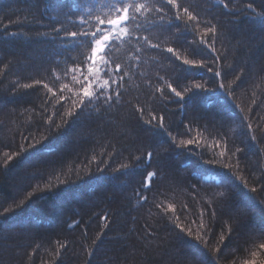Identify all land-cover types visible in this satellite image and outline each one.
<instances>
[{
  "label": "trees",
  "instance_id": "16d2710c",
  "mask_svg": "<svg viewBox=\"0 0 264 264\" xmlns=\"http://www.w3.org/2000/svg\"><path fill=\"white\" fill-rule=\"evenodd\" d=\"M74 2L67 0V4ZM178 2L199 14L201 21L215 16L213 23L223 22L215 44L220 59L213 62V54L205 53L207 66L221 76L183 64L184 59L203 58L187 48L191 34L181 37L186 42L180 46L173 35L176 28L170 32L153 29L146 34L154 39L159 36L162 48L176 51L153 50L143 55L141 65L123 86L119 105L105 111L94 102L71 131L42 141L48 147L34 154L32 149L20 152L32 143L24 137L31 134L39 140L49 116L60 122L54 115L59 108L52 106L54 101L41 119L45 100L52 97L43 85L47 83L57 96L64 84L78 91L71 82V69L84 59L86 50L64 51L52 39L50 17L63 22L55 27L70 28L63 12L53 11V6L64 5L65 0H0V264H201L205 258L209 264L264 262V250L258 248L264 242V204L260 203L264 192L258 182L264 177V0H225L228 9L219 0ZM45 4L50 5L47 12ZM248 4L252 9H247ZM155 18L152 13L149 21ZM189 28L199 36L204 32L203 24L189 22ZM118 55L120 63L130 59L123 49ZM76 74L79 78V68ZM233 80L232 97L217 91L221 82ZM167 83L177 91L194 83L212 91L192 90L196 94L186 92L181 101ZM157 88L163 89L167 101L156 99ZM134 106L145 108V119L148 110L163 115L177 143L193 139L201 147L194 143L188 146L190 152L175 148L169 136H157L138 122ZM67 107L70 104L60 112ZM215 140H220V146ZM224 141L235 155L230 153L220 164H207L213 151L226 150ZM148 151L153 152L148 170H157L159 176L152 191L144 193L143 168L132 167L125 176L121 165ZM5 153L13 157L7 164ZM98 165L103 172H97ZM205 176L215 180L204 181ZM225 176L233 183L220 186ZM245 181L248 188L243 186ZM37 187L41 190L21 208L14 207ZM253 187L256 192L251 191ZM225 190L230 193V205L216 206L214 221L207 215L201 219L206 202ZM138 192L148 196L147 203L138 201ZM154 197L155 202L173 204L178 215L183 211L181 222L195 221L190 225L193 236L179 233L160 219ZM9 207L13 210L4 213ZM106 214L107 221L102 219ZM74 221L80 223L70 227ZM201 223L211 226L205 237L207 247L195 239L196 231L204 235ZM229 225L233 229L230 239Z\"/></svg>",
  "mask_w": 264,
  "mask_h": 264
},
{
  "label": "snow or ice",
  "instance_id": "6c2138e0",
  "mask_svg": "<svg viewBox=\"0 0 264 264\" xmlns=\"http://www.w3.org/2000/svg\"><path fill=\"white\" fill-rule=\"evenodd\" d=\"M219 3L223 8H229V3H226L225 0H219ZM49 6V4H45V12H47ZM65 6L67 7L66 12H64ZM252 7V4L247 5V9H252ZM53 11L57 12V15L63 12L65 21L70 28L55 27L56 24H61L63 22L55 17H50L52 21V39L56 40L64 51L86 50L84 59L79 65L71 69V82L74 87L78 88V91L73 92V88H69L68 84H64L60 89L61 95L57 96L47 83L43 85L49 93H52V97L50 100H45V107L42 109L41 119L44 118L43 112L47 111V105L51 101H54L55 103L52 104L53 107L59 105L54 115L59 117L60 122L57 123L55 119L49 116L45 124L46 131L44 134H40L39 140H37L35 136H31V134L24 137L25 139H31L32 143L28 145V148L22 146L20 149L21 153L28 149H32L35 154V152L46 149L48 145L42 143V141L47 140L49 137L66 135L71 131L72 126L85 115V110L94 102L97 109L103 106L105 111L119 105L124 96L125 90L123 86L132 74L133 69L141 65V58L143 55L153 50L159 53L165 51L167 53H174L176 51L173 47H167L166 49L162 48L159 36L154 39L151 35L146 34L151 33L153 29L159 28L163 32H170L172 28H176L177 32L173 35L176 37L175 42L180 46H183L186 42V37L181 39L185 33H189L193 36V39L187 42V48L191 50L192 55H199L203 58L199 61L184 59V65L195 68H207L208 72H213V68L207 66L205 63V61L209 59L205 53L210 52L213 54V62L220 59L215 44L220 29L224 26L223 22L216 21V23H213L212 21L216 19L215 16H212L211 19L201 21L199 14L194 15L189 7H185L183 3L178 2V0H75L72 4H67V0H65L64 5L53 6ZM152 13L156 14V18L149 21V17ZM77 15L79 16L78 19H72L73 16ZM146 21L149 22L146 23ZM189 22H195L196 26L203 24L204 32L202 36L190 30ZM9 35L15 37L18 33H10ZM121 49H123L125 54L130 56L126 64L118 62L120 59L118 52ZM176 58L179 59L180 57L177 56ZM77 68H79V78L76 74ZM68 74L66 70L64 73L65 78L68 77ZM213 75L214 77H220L221 72L215 71ZM158 79L162 80L163 78L158 77ZM236 79H239V77ZM234 83L235 80L227 84L221 82L217 91H223L226 96L232 97L234 95V90L231 85ZM36 84H40V81L37 80ZM24 87L27 88L30 87V85H24ZM167 88L171 93H174L175 97L180 98L181 101L185 99L184 93L186 92H191L195 95L196 93L192 90L212 91L205 90V86L201 83H194L189 87H185L183 91H177V88L173 87L171 83H167ZM156 91L159 92V96L156 97L157 100L163 102L169 99L162 88H157ZM65 92L69 93V95L65 96ZM190 98L191 96L189 99ZM69 104L70 107H67V110L61 113L60 109L66 108ZM134 107L135 112L139 114L138 122L148 130L154 131L157 136H169L171 138V145H174L175 148L190 152L191 149H189L188 146L194 143L197 148L201 147V145L193 139H180L177 143V137L173 136L169 131V127L165 125L163 115H159L158 117L154 110H148V118L145 119V108L139 106ZM88 114L90 115L91 113ZM243 119L247 118L244 117ZM248 127L251 128V125H248ZM252 139L255 140L256 137L253 136ZM37 145L40 147L37 148ZM215 145L220 146V140H215ZM223 146L226 150L220 151L219 153L213 151L211 158L206 161L207 164H220L230 153L231 155H235V153H232L231 150L227 148V141H224ZM239 151L240 149H236V152ZM19 154L20 153H17L16 155ZM200 155L203 156L204 153H200ZM5 156V164L13 159V157L7 153H5ZM152 159L153 152L148 151L146 154L141 153L139 156H134L131 163L121 165V169H123L121 175L125 176L131 174L129 170L132 167L143 168V172L145 173L144 180L142 181L144 193L152 191L154 180L159 176L157 170H148L152 167ZM223 166L230 167V165L227 164ZM117 171L120 170L118 169ZM97 172H103V169H101L99 165L97 166ZM96 179L99 181V177ZM202 179L204 181H210L215 180V177L205 176ZM258 182L261 183L260 191L264 192V177ZM232 183V178L230 176H225L220 181V186ZM243 186L248 188L246 181ZM40 190L39 187L34 188L32 192H29L24 199L16 203L14 207L21 208L25 204V201L29 200ZM251 191L256 192L257 189L253 187ZM197 194L199 193L197 192ZM137 199L141 203L148 202V196L143 193L138 192ZM153 200L155 207L160 210V219L170 222L176 229H179V233L193 236L194 230L190 225L195 223V221L181 222L180 215L183 214V211L178 215L177 209L173 204H165L164 201L155 202V197ZM230 201L231 197L229 191L225 190L214 193L211 199L206 202V207L201 211V219L207 215L209 221H214L216 206L230 205ZM260 203L264 204V200L260 201ZM187 207V204L182 205V208L186 209ZM170 209L172 211L171 215L168 214ZM12 210V207L5 208L4 213L11 212ZM102 219L107 221V214L102 217ZM79 223V221H74L70 227H75ZM200 226L205 229L204 235L196 231L195 239L204 242L205 247H207L205 237L211 232V226L210 223H201ZM104 228H108L107 223L104 224ZM232 231L233 229L229 225L227 233L229 239ZM152 234L153 233H149L148 235ZM97 239H99V237H97ZM224 240L225 233L222 232L220 235V242L223 243ZM251 243L255 244V241H251ZM62 247H66V245H62ZM258 248L264 250V242L259 243ZM89 255H91V253ZM201 264H209V262L205 258L202 259ZM252 264H255V262L253 261Z\"/></svg>",
  "mask_w": 264,
  "mask_h": 264
},
{
  "label": "water",
  "instance_id": "95a60500",
  "mask_svg": "<svg viewBox=\"0 0 264 264\" xmlns=\"http://www.w3.org/2000/svg\"><path fill=\"white\" fill-rule=\"evenodd\" d=\"M262 264H264V262Z\"/></svg>",
  "mask_w": 264,
  "mask_h": 264
}]
</instances>
